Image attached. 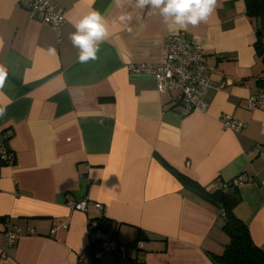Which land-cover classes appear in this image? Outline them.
I'll list each match as a JSON object with an SVG mask.
<instances>
[{
    "label": "crops",
    "instance_id": "1",
    "mask_svg": "<svg viewBox=\"0 0 264 264\" xmlns=\"http://www.w3.org/2000/svg\"><path fill=\"white\" fill-rule=\"evenodd\" d=\"M54 1L64 9L59 30L20 0H0V134L15 154L0 162V264H216L229 242L224 210L179 173L210 193L243 176L233 212L264 249V109L249 106L264 95V47L247 0H217L208 20L187 30L137 0ZM91 8L109 36L96 60L80 63L70 21ZM121 12L132 19L122 24ZM182 32L212 66L204 111H187L162 78L130 68L161 60L164 39ZM227 114L245 126L225 128ZM82 200L92 202L87 211L73 207ZM100 214L115 247L103 252L88 224ZM6 218L20 229L12 247Z\"/></svg>",
    "mask_w": 264,
    "mask_h": 264
},
{
    "label": "built area",
    "instance_id": "2",
    "mask_svg": "<svg viewBox=\"0 0 264 264\" xmlns=\"http://www.w3.org/2000/svg\"><path fill=\"white\" fill-rule=\"evenodd\" d=\"M20 3L32 17L56 30H59L65 22L64 9L54 0H20ZM205 57L203 48L194 43L185 32H182L168 35L164 39L161 60L153 63L132 64L130 68L162 78L169 90L175 89L178 91L179 95L176 102L184 106L187 111H204L208 105L205 95L213 85V80L207 73L208 70L212 69V66L205 62ZM249 106L264 109V95L257 92L250 96ZM221 119L225 128L239 130L245 126V123L228 114ZM7 139V135L0 134V162L4 163L12 161L15 156L6 144ZM259 153L264 156V148L259 149ZM244 179L243 176H239L234 180V183L238 185ZM91 203L89 200H82L74 203L73 207L87 211ZM93 204L97 209L102 208L100 202H93ZM94 225L97 226V222H94ZM108 233L100 229L95 231V237L100 241L96 240L100 244V252L115 248L106 240L109 237ZM2 236L6 246H14L20 236L19 226L6 218L3 221Z\"/></svg>",
    "mask_w": 264,
    "mask_h": 264
},
{
    "label": "clouds",
    "instance_id": "3",
    "mask_svg": "<svg viewBox=\"0 0 264 264\" xmlns=\"http://www.w3.org/2000/svg\"><path fill=\"white\" fill-rule=\"evenodd\" d=\"M217 0H137L139 8L151 7L159 9V15L164 22L177 26V29L187 30L188 26H197L208 20L215 11ZM94 3V0H92ZM117 7L122 6L121 0H113ZM118 19L122 24L132 19L131 15L121 12ZM74 31L70 33V40L74 47L79 49L78 60L87 63L98 58L99 45L109 36L106 19L98 9L91 8L78 19L70 21ZM131 27L129 26V31ZM7 79V71L0 66V88H3ZM4 110L0 109V115Z\"/></svg>",
    "mask_w": 264,
    "mask_h": 264
},
{
    "label": "trees",
    "instance_id": "4",
    "mask_svg": "<svg viewBox=\"0 0 264 264\" xmlns=\"http://www.w3.org/2000/svg\"><path fill=\"white\" fill-rule=\"evenodd\" d=\"M250 12L257 13L260 17L258 27L257 47L263 51L264 42V0H247ZM1 164H5L1 162ZM184 184L205 201L219 205L223 208L224 225L223 230L229 236V242L221 254H213L216 264H264V249L257 247L252 240L248 225L238 218L233 208L237 202V186L234 180L221 183L214 193H210L194 180L178 174ZM100 210V209H98ZM97 222V226L94 225ZM90 230L100 229L106 233L111 230V223L103 215H97L89 220ZM96 239V238H95ZM94 239V242L97 241ZM98 244V243H97ZM101 250V249H100Z\"/></svg>",
    "mask_w": 264,
    "mask_h": 264
},
{
    "label": "rangeland",
    "instance_id": "5",
    "mask_svg": "<svg viewBox=\"0 0 264 264\" xmlns=\"http://www.w3.org/2000/svg\"><path fill=\"white\" fill-rule=\"evenodd\" d=\"M225 235H226V239L229 241V236L225 233ZM129 246V245H128ZM128 248H131V249H133V247H128ZM110 252H107L106 254H107V257H111V254H109ZM113 253V252H112ZM120 256H118V258L121 260V259H125V258H123L122 256H121V254H119Z\"/></svg>",
    "mask_w": 264,
    "mask_h": 264
}]
</instances>
